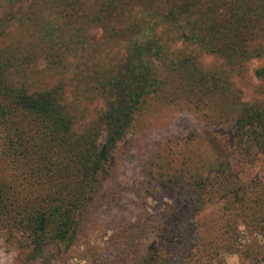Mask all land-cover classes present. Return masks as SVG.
Instances as JSON below:
<instances>
[{"label":"trees","instance_id":"16d2710c","mask_svg":"<svg viewBox=\"0 0 264 264\" xmlns=\"http://www.w3.org/2000/svg\"><path fill=\"white\" fill-rule=\"evenodd\" d=\"M0 6V237L12 245L25 237L30 251L23 264H40L51 245L70 252L119 145L154 102L182 104L216 126L227 119L246 157L264 153V99L241 101L230 81L250 60L264 61V0H3ZM106 44L121 48L120 61L108 57ZM204 58L220 67L205 68ZM253 73L264 82V64ZM88 99L103 105L90 119ZM194 142L184 161L192 169L173 174L184 193L179 214L156 223L153 239L140 235L127 264L187 263L181 239L205 205L249 196L264 216V184L241 191L225 140L208 135L202 151ZM166 242L174 249L169 258Z\"/></svg>","mask_w":264,"mask_h":264},{"label":"rangeland","instance_id":"374dc122","mask_svg":"<svg viewBox=\"0 0 264 264\" xmlns=\"http://www.w3.org/2000/svg\"><path fill=\"white\" fill-rule=\"evenodd\" d=\"M104 51L115 61L123 57L121 48L114 44H106ZM204 61L205 68L219 66L216 61L207 64L212 62L211 58ZM262 64L264 61L253 59L246 63L244 73L230 74L232 87L240 93L241 101L264 99V82L253 73ZM72 93L71 87V100ZM85 101L89 108L87 119L103 108L100 101ZM206 113L212 115L211 110ZM211 119L182 104L161 102H154L137 116L110 162L108 175L100 180L89 200L72 249L67 253L51 245L40 264H50V260L54 264H127L132 259V247L139 251L140 235L153 239L150 232L156 223L179 214L184 193L174 184L173 174L180 169H192L188 162L184 164L188 148L196 140L201 151L207 150L209 145L204 139L208 135L214 134L220 142L225 140L241 191L246 193L251 185L264 184V153L246 157L241 144L235 146L231 123L225 119L224 124L216 126ZM191 134L195 135L192 142ZM162 178H166L165 182L156 181ZM253 200L248 196L243 203L234 205L227 201L205 205L193 216L190 232L181 239L184 263L264 264V216ZM21 237L22 242H18L17 236L13 245L5 236L0 237V264L24 263L30 248L23 246L27 241ZM124 246L128 251L123 250ZM161 247L167 258L174 253L167 242Z\"/></svg>","mask_w":264,"mask_h":264}]
</instances>
